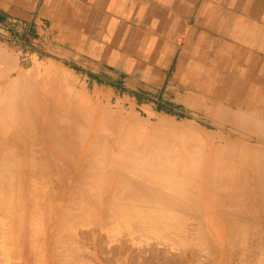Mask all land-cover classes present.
I'll list each match as a JSON object with an SVG mask.
<instances>
[{
  "label": "bare ground",
  "instance_id": "6f19581e",
  "mask_svg": "<svg viewBox=\"0 0 264 264\" xmlns=\"http://www.w3.org/2000/svg\"><path fill=\"white\" fill-rule=\"evenodd\" d=\"M3 55L0 56V58L3 57V59H0V127L2 130H4L6 129L5 127L10 125L11 129L10 127L7 128L8 130H10L9 131L10 133L5 132V131L1 132V133L5 132L4 134L0 133L1 134L0 135V149H3V147L1 148L2 144H4L3 146H5V144L7 143L6 145L8 148L6 149V152H7L6 154L8 155L10 146H13L12 150L10 149L9 152L13 151L14 155H13V152L10 153L9 156L11 154L13 156L11 155L12 158L11 157L9 158H11L12 161L14 160L13 162H16L18 165H20L22 170L20 171L19 169L20 172L16 171L18 170V168H14L13 166L15 165H11V164L10 165L12 168H14V171L11 169L10 170L13 173H16V172L18 174L21 172L23 173L22 177H25L26 179V180L25 179L23 180L27 181L26 184L28 186V187L24 186L26 187V189L25 188L24 189L26 191H31L29 192L30 194L32 193L33 189L36 192L39 191L37 193H35L34 191V195L32 197H29V195H27L28 196L27 197L26 194H28V192H26L25 196L27 198H30V200L28 199L30 203L31 198H32V201L34 202L33 200L35 198L34 196L39 195L40 200L39 199L37 200H39L38 202H41V206L39 205V203L37 205L34 202L35 204L31 203V204H34L32 205V209L36 205L38 206V209L35 208L36 212L38 210L39 213L44 216L41 218L43 221L46 219L45 221L46 224L45 225L43 224V227L47 226L45 229L46 235L49 233L52 239L54 237L56 239L59 238L57 240L58 242L60 241L59 246H60L61 240H62V243L64 242L63 245H65L67 242L66 239L67 240L69 239V241L72 244H75L76 246H80L78 244L82 240L83 241L90 240L93 244L92 247H94V246L99 245L100 243L110 244V243L116 242L118 241V238H120L121 236L120 239L126 241V244L129 242L128 245L131 248L132 246L137 247L138 245L137 248L139 251H137L136 254H133L134 253L133 251L136 250L137 248L132 250L133 253H131L130 249H125L126 248L125 246H128V245H125L123 243L125 245L123 247L125 248L122 247L119 250L117 248L115 249L117 245L116 244L115 247H113L112 249L109 248L110 251L106 253H111L116 257V254L118 252V255L120 256H125L127 258L130 256L134 258L137 257L139 258L137 260H140L143 257L145 259L144 261V259L142 258L143 262L146 263L147 262L146 260L148 259V263L150 260H152V262L150 261V263L155 264L154 262L157 261V258L159 259L160 256L164 255L165 253L167 255V252L169 253L170 251L177 250L179 253L178 255H180L178 257L180 258L179 263L181 262V264H184V263L186 264L188 262L187 257L189 259L191 258V256L189 257L190 254L197 253L195 260L197 261L201 260L202 258L201 255L204 254L205 251H208L207 249L208 246L213 245V248H214V246L216 247L218 245L219 247L217 246V248H220V246L227 245L231 247L234 246V249H235V245H238V247H243L246 249V245L248 244L247 242H249V240L250 241L253 240V242L255 241V239L251 240V238L248 237L251 234V231L249 230V228L251 227H249L248 225V222L250 221L248 220L251 219V221H253V220L259 219V222H260L261 216H262L261 214L262 213L264 214V149L259 148L258 146L257 148H254V147L252 148L250 146H247L246 148L247 151L244 148L243 154L241 152L239 154V155L242 154L243 157L245 156L244 159L242 158L240 159L241 161L237 162L238 159H236L235 161L232 156H231L232 159L228 157V154L231 153V152L228 153L229 145L225 146L226 150L224 151V153H222L221 151L219 150L217 151V149H215L216 146L211 136L204 137L203 135L196 134V133L195 134L189 133L188 135H185V133L183 132L184 130H181V128H180V131H182L184 135L181 132L182 137L179 138V140H177L178 141L177 146L179 147V150L177 149L178 148L177 146H172V148L174 147L178 150V151L176 150L177 152L180 151L179 152L180 154L176 153L174 148L171 149V150H174L173 151L174 153H169L170 151H168L169 155L178 154L179 155L178 158L176 157L174 158V155H173V158L170 159L169 157H167L168 154L166 155V152L164 153L162 149H160V148L164 149V147L159 148V146H163L164 144H166L165 142L167 141L165 138H168V137L170 138L167 132L166 134L168 135V137H164V139H161V138L158 139L157 136L153 138L148 137L151 140L150 142V140L148 139L150 142V144L148 145H150L151 147L152 146L156 147V145L154 144L155 143L154 138H156L158 141V143L156 141V144H158L156 149L154 148L155 152L153 151V148L152 149L149 148L150 150L147 149L148 147L146 145L145 146L143 145V148H141L142 146H140L141 148L140 149L139 147L136 146L137 143H135L137 136H135V139L133 138L134 139L133 141H132L131 136H133V134L135 133V130L137 129L136 127H138L137 126L138 124L134 125L132 123L140 122V120L138 119H141V117H138L136 115L138 118L136 117L137 120H135V118L132 119V116L134 115L132 114L130 118L132 119V122L130 121L129 118H126L127 120L124 119L123 115H121L120 118L119 117L115 118L117 120L119 119L120 122L123 123V128L129 127L127 128V131L129 132L127 131H125V133L123 132L125 135H127V136L123 135L125 136V138H123V136L120 138L118 135L117 137L119 138L117 137L113 138L112 135L109 134L112 137L110 138V136L109 137L106 136V134H108L107 130L110 129L112 126L111 125L109 128V125L114 122V116L112 115V113H110V111H107L106 113L103 112L105 115L99 114L100 115L99 116L97 114L90 115L89 113L88 114L84 112L80 113L79 110H78V113L77 112L74 113V111H72L71 113L69 110L70 112V114L68 113L69 117L65 116L64 115L65 113L61 115L60 113L55 111L56 113L54 114L51 113L52 114L51 115L50 113H47L46 111H42L41 103L36 104L37 103L36 102L33 104L32 103L33 101L31 100V98L24 97L25 96L24 94L26 93H23L24 92L23 90L25 89H21V91H18V86H20L19 89L22 87L21 86L22 83L20 81H22V79L24 78H22L23 76L21 78H16V79L12 78L13 74L19 70L18 69L19 66L10 57L8 56L4 57ZM36 68H34L35 71H37ZM38 70L40 71V68ZM49 70L50 69H48V71ZM18 72H21V71H18ZM31 73L35 74V72H31ZM50 73L52 72H49V74ZM25 76H26L25 77L26 79L28 75H25ZM50 76L53 77V75L51 74ZM22 85L24 86V83ZM61 85H63V83H61ZM25 86H27V84ZM25 86L24 88H26ZM65 86L63 88L64 90H66ZM31 87H33V85ZM54 88H56V86ZM34 89H37V88H34ZM73 89L74 88H72L71 91ZM59 91L61 92L60 89ZM25 92H27V90ZM36 92L34 91V94ZM54 95L55 94L53 93V97H55ZM58 97L60 96H56L55 98H58ZM84 97H79V98H83L82 100L80 99L81 104L77 102L79 100L77 97L76 106H79L80 104L83 107L84 105L88 104L86 100L84 99ZM59 99L61 100V97L58 98V100L54 99L53 103L55 101H59ZM68 99L69 98L67 97L65 101L62 100L65 103L64 105H66V101ZM83 101H85L87 104H84ZM23 103L24 104L26 103V105H24ZM61 106L59 107L61 108ZM76 106L74 107L75 111H77ZM55 107H56V102H55ZM61 109H63V106ZM50 111L52 112V110ZM227 111H224L222 114H224ZM227 114L228 112L222 115V116L226 115L225 119L221 118L223 119V122H225L224 120H226L230 123L235 124L236 126L237 122L235 119L237 118V116H235V118H232L233 115L230 114V112L228 116ZM240 114L241 113L238 114L239 115L238 117H241ZM230 115H232V117H230ZM102 116H104L105 121L101 123ZM71 117H73L74 120ZM242 117L244 116L242 115ZM247 118L249 119L251 117H247ZM247 118L245 119L242 118L243 120H245V122L243 120L241 122L240 120L241 123L238 120V122L242 124L241 125L242 129H243V126L246 125L248 127V130L251 133H254V134L256 133L257 135H259L258 127L261 125V124L259 125L258 123L259 121L253 122L256 118L250 119V121L247 120ZM143 122L141 121V123L139 124L141 125ZM148 122H150V120H148ZM164 122H165L164 125L169 124V123H166V121ZM14 123H15V126H14ZM114 124L116 126L117 123H114ZM124 124H125V127H124ZM160 125H162V121ZM164 125H162V127L157 125L159 127L158 129L156 128L157 126L155 128L153 127L154 130L157 129L155 130L156 132L155 134L157 133L158 135L164 134L166 136L165 131L171 130L172 127L169 128L166 126L167 127L166 129V127H163ZM119 126H116V127L119 128ZM261 126L263 128V125ZM176 127L177 126L175 125L173 128H176ZM247 127H244V128H247ZM132 128L134 129V131L132 130L133 132L131 130H128ZM140 128L141 127H139L138 129ZM162 130H164L163 131L164 133L162 132ZM177 130H179V127L177 128ZM112 132L114 131L112 130ZM126 132L129 134H126ZM174 132L175 131L173 129L172 132L169 134L173 136ZM176 132L175 134L177 135ZM187 132L188 131H186V133ZM210 132H208V134ZM117 134L122 135V133H118V132ZM138 137H137V141H139ZM171 138H174V136ZM160 139L162 143L159 144ZM175 139L174 141H176ZM263 139L264 138H262L261 140ZM153 141L154 143L151 145ZM133 142L135 144H133ZM17 144H19L20 146V150L17 151L19 154L17 152H16L17 154L15 153V150H16L15 147H17ZM173 144L175 143L173 142ZM166 145L165 147H167ZM168 148H169V145L166 149L170 150L171 148V147L169 149ZM166 149L164 150L166 151ZM157 150H159V152ZM160 150L164 153L162 154V156H160L162 153V152L160 153ZM156 151L158 153H156ZM1 152H3V150ZM218 152H219V155H218ZM235 152H237V150ZM4 153L2 154L4 155ZM218 156L219 157L221 156V159L224 160V163H227V164H224L223 160H221V163H223L222 165L224 169L226 167L224 165L229 164V167H227L226 170L229 169L234 172V174L230 177V173H233L232 171L230 172L229 170L228 171L224 170L225 173L227 172L226 174L224 173V171H222V173H221V170L219 171L220 173L217 171V174L219 173L218 175L219 181L217 185L218 187L223 185L219 189L218 187H216L215 183H213L212 185L210 182H207L209 180L211 181V177L214 175V173L216 174V170L219 168V166L221 167L220 161L218 160ZM2 157L4 158L6 156L4 155ZM6 159H8V156ZM11 159L4 160V162L6 161L5 163H9ZM227 159L229 161L225 162V160ZM169 160H172L174 162L171 163ZM3 164L4 163L0 164V166H2ZM18 165L15 167H18ZM7 166L8 165L5 164L3 167H7ZM9 168H6V169H9ZM6 169H4V173H7L6 171L9 172V170H6ZM0 170L2 171L3 168L0 167ZM1 171L0 173L2 175ZM7 174L9 175V173ZM3 175L7 177L6 174H3ZM19 175L21 176L22 174H19ZM216 175L214 176L215 178L214 177L212 178L211 182H215L214 180L217 179ZM4 176L2 178H4ZM222 176H223L222 181L224 182L227 181V182L221 183L222 185H220L219 182L221 181L220 178H222ZM22 177H20V179ZM224 178L226 180H224ZM1 179H0V182H2ZM23 180L21 181L23 182ZM9 181L10 180H8V182ZM8 182H5V187L7 186L6 183ZM3 184L4 183H2V185ZM189 184L190 186L192 184V187H190ZM249 184L251 188L249 186L248 187L251 190L246 191V188L248 189V187L246 186ZM2 185L0 183V186ZM11 185L13 186V184ZM11 185L10 187H12ZM14 185H16L14 186V188L17 187V189L18 188L22 189V187L20 186L21 185L23 186L24 183L22 184L20 182L19 183L20 186L17 184H14ZM230 185L233 186L234 188H229L228 186ZM188 186L191 188V190H193L192 192L190 189H188V191L190 190L192 192L189 195L187 193ZM29 187H30V190L27 189ZM224 188L226 189V191L224 190ZM6 189H3V187H0V192H2L3 190L5 191ZM217 189L220 191L221 190L224 191V193L222 194ZM13 190H16V189H13ZM50 190H51V193H50ZM9 191H10V188H9ZM24 193L22 191V194ZM27 198L25 200H27ZM23 200L22 202H24ZM2 201L0 199V202ZM28 201L24 202L26 203L25 209L27 207H29V209L31 208L30 206L27 205ZM174 205H177V207ZM172 207H175V209L177 208L176 210L178 211H176L174 208L172 209ZM178 207L179 208L182 207L180 208L181 212H179ZM25 209L23 207V211H25ZM27 210L28 208L26 209V211ZM27 212H30V211H27ZM31 212L34 213L33 210ZM32 213L29 217L30 220H31V216L33 217ZM27 214L28 213H26L25 215ZM25 215H24L23 220H25ZM255 215L258 219L255 218ZM25 225L27 226L28 222L27 224L26 223L24 224V227ZM256 225H258V223ZM256 225H255V229H257ZM31 227H33V225ZM26 228L29 229V231L26 230ZM26 228H24L26 230L25 232L32 231V229H30V226ZM39 230L40 229H38L37 231L35 229V231L38 232V235H39ZM252 230H253V227H252ZM249 231H250V234H249ZM259 232H261V229L255 232L257 233V236ZM31 233L33 234L34 232H31ZM263 233L264 232L260 234L264 236ZM27 234L26 233L23 234L24 240L27 239L26 238ZM40 234L42 237V233ZM253 235H256V234H253ZM31 236L36 237V235L34 234ZM31 236L30 238H32L34 242L36 239L34 240V238ZM189 238L191 241H189ZM258 239L261 241L262 236L259 235ZM258 239H257V242L256 241L254 242L256 243V245L257 243L260 244L258 242L259 241ZM32 240L31 239L25 240L27 241L26 244L29 243L28 241H32ZM39 241H37L38 244H39ZM55 241L53 240V244L58 243L57 241L56 242ZM69 241L67 243H69ZM187 241L191 243L189 242L186 243ZM192 241H194L193 244H192ZM33 242H30V243L33 244ZM261 242L264 243V241H261ZM185 243L190 244L188 245V247L190 248V252H188L189 248L187 249L185 248L187 246ZM249 244L252 245V242L251 243L249 242ZM23 245H25V243H23ZM37 245H35L36 254H34L35 246L33 247V249L30 250V248L32 247L31 245L28 247L25 245L24 252L27 251L26 250V247H27L29 249L30 255H33V260L35 258L34 255H37V258H35L37 261V264H39L40 262L41 264H43V262H45L46 260L45 259L46 257H44L43 259L42 256L45 255L44 252H46V250L44 251L42 248L40 250V247H37ZM66 245H65V249L63 246V251L67 250ZM251 245H247V247L249 246L248 249H250ZM49 246L52 247L51 243ZM23 247L24 246H22V248ZM42 247H44L43 243H42ZM53 247H52V250L54 252ZM83 247L86 248L85 246ZM260 247L261 246H259L258 248ZM56 248L59 249L58 245ZM261 248L264 249L263 247ZM200 249H202L203 251L202 254H201L202 251L200 252ZM186 250H188L187 251L188 254L187 253L184 254ZM97 251L98 250H96V252ZM212 251L214 252L213 249ZM58 252L60 253L61 251L59 250ZM66 252L65 254L61 252V254L59 255L57 254V256L55 255L57 253V250H56V253L54 252L55 254L52 253V251L49 252L51 254L48 255V261H47L48 263L46 264H67L66 260L68 259L71 260V257H70L71 255L68 256V253ZM72 252L70 253L72 254ZM88 252L87 254L90 253ZM198 252H200L201 255ZM208 253L206 254L208 255ZM4 254L5 253L3 252L2 256H5ZM27 254H28V251L25 254V256ZM242 254H244V250L242 251ZM262 254L264 255V250ZM185 255H188V256H185ZM204 255H203V258H204ZM58 256L60 258H58ZM76 256H77V253L75 255V258H77ZM139 256H141V258ZM164 256L162 257L164 258ZM184 256L186 257L187 260L184 259ZM94 257L95 256H93V259ZM175 257L176 256H174V258ZM7 258L9 259V257ZM24 258L25 257L22 256V259ZM165 258L164 260L166 261ZM178 258L176 259V262ZM182 258L186 260V262L184 261V263H182L181 261ZM203 258L202 260H204ZM206 259L208 258L206 257ZM129 260L133 262L132 264L137 263V262H138L137 264H143L142 262L139 263V261H136L133 258L132 259L130 258ZM153 260L155 261L153 262ZM89 261L86 263H89ZM170 261H171L170 263L174 264V262H172L173 261L172 257L170 258ZM27 262L31 263V258H27L26 263ZM101 262L102 261H100V263ZM33 263H36V262L33 261ZM108 263L110 262L108 261ZM194 263L198 264L197 262H194ZM165 264H167V262Z\"/></svg>",
  "mask_w": 264,
  "mask_h": 264
},
{
  "label": "crops",
  "instance_id": "0c3cea01",
  "mask_svg": "<svg viewBox=\"0 0 264 264\" xmlns=\"http://www.w3.org/2000/svg\"><path fill=\"white\" fill-rule=\"evenodd\" d=\"M0 43L151 117L264 124V0H0Z\"/></svg>",
  "mask_w": 264,
  "mask_h": 264
},
{
  "label": "rangeland",
  "instance_id": "374dc122",
  "mask_svg": "<svg viewBox=\"0 0 264 264\" xmlns=\"http://www.w3.org/2000/svg\"><path fill=\"white\" fill-rule=\"evenodd\" d=\"M4 54V55H3ZM6 54V55H5ZM4 56V57H6V56H8V57H10L12 60H14V62H16L17 64H18V71H21V72H16V73H14L13 74V76H12V78H14V79H16V78H21L22 76V78H24V79H22V81H20L22 84L24 83V86L27 84V86H25L26 88H24V86L21 84V88L19 89V87L20 86H18V91H21V89H25V90H23L24 92L23 93H26V94H24L25 96V98H27V97H29V98H31V100L33 101H31L33 104L34 103H36V104H38V103H41V105H42V111H46L47 113H52V114H54V113H56V112H58V113H60L61 115L62 114H64L65 116H67V117H69V114H70V112L72 113V111H74V113L75 112H77L78 113V110H79V112L81 113V112H84V113H89L90 115H105L103 112H107V111H110V113H112V115L114 116V122L113 123H111L110 125H109V128H110V126H111V128L110 129H108L107 130V133L108 134H106V136L107 137H109L110 135L109 134H111L112 135V137L113 138H116L117 137V135L121 138L123 135H125L124 133H125V131H127V128H129V127H125V124H124V127L125 128H123V123L122 122H120V120L118 119H115V118H120L121 117V115H123V117H124V119H126V118H131V116H132V114H134L133 116H132V119L133 118H135V120H137L136 119V117L138 116V117H141V119H138V120H140V122H137V123H135L134 122V120H133V122L134 123H132V124H134V125H136V124H138L137 126L138 127H136L137 129L139 128V127H141L140 129H141V131H140V129H136L137 130V132H136V130H135V133L133 134V136H131L132 137V141L135 139V136H139L140 137V139H139V137H138V140L139 141H137V137H136V142L135 143H137L136 144V146L137 147H139L140 148V146H142L141 148H143V145L145 146H147L148 148L147 149H152L153 148V151L155 152V150H154V148L156 149V147H157V145L158 144H156V141H157V139L156 138H154V140H155V143H154V141L151 143V145L154 143L155 145H156V147L155 146H150V145H148V144H150V142H151V140L149 139V138H153V137H155V136H157L158 137V139L159 138H161V139H164V137H168V135L170 136V138L168 137V138H165L166 139V141L167 142H165L166 144H164L163 146H159V148L160 147H164V149H166L167 147H168V145H169V148H170V150H167L166 149V151L163 149V148H160V149H162V151L165 153L166 152V155H167V157H169L170 159H172L173 158V155L171 154V155H169V153H174L173 151L174 150H171V149H173L172 148V146H177V140H179V138H181L182 137V133L184 132L185 133V135H188L189 133L191 134H201V135H203L204 137L206 136V137H210L211 136V138L213 139V142H214V144H215V149H217V151L219 150V151H221L222 153H224V151L226 150V147L225 146H227V145H229V148H228V153L229 152H231V153H229L228 154V157H230V159H232V157L234 158V160L236 161V159H238L237 160V162L238 161H241L240 159H244V157H243V152H244V148L246 149L247 148V146H250V147H254V148H257V146L259 147V148H262V149H264V139L263 140H261L262 138H264V136H263V132H264V130H262V129H264V124H261V123H259V125L261 124V125H263V128H262V126L260 125L259 127H258V132H259V135H257L256 133L254 134V133H251L249 130H248V127L245 125V126H243V129L244 130H242V128H240V129H237V128H234V127H232V126H229V125H226V124H224V123H221V125H220V122L218 121V119L216 118L217 116H212V117H214V118H212V117H201V116H195V117H193L192 119L191 118H189V119H181V118H179V117H172V116H167V115H161V116H157V117H151V115H152V112H151V114H149V116L146 114V113H144V112H142L139 108H135L134 106H132L131 105V103L128 101V100H125V99H121V98H119V97H115L112 93H109L107 90H104V89H101V88H97V87H94V86H92L91 84H88V82L81 76V74L80 73H77V72H75V71H73L69 66H67L65 63H62V62H58V61H44V62H41V63H35V66L38 68H40V71L35 67V66H26V67H24V65L22 64V62H20V58H19V56H18V54H16V53H14L12 50H10L8 47H6L5 45H3L2 43H0V56ZM0 59H3V57H1ZM18 61V62H17ZM34 68H36V70L37 71H35L34 70ZM33 69V70H32ZM48 69H50L49 71H48ZM39 71V72H38ZM54 71V72H53ZM31 72H35V74L34 73H31ZM43 72H45V73H43ZM49 72H52V73H50L51 75H53V77L52 76H50V74H49ZM30 75H32V76H30ZM37 73H38V75H37ZM64 73V74H63ZM34 74V75H33ZM62 74H63V76H62ZM67 74V75H66ZM19 75H20V77H19ZM25 75H28L27 76V78L25 79ZM49 75V76H48ZM32 77V78H30V77ZM71 76V77H70ZM49 77V78H48ZM63 77V78H62ZM46 79V80H45ZM51 79H52V81H51ZM21 80V79H20ZM23 80H25V81H23ZM29 82H28V81ZM67 80V81H66ZM27 82V83H26ZM26 83V84H25ZM61 83H63V85H61ZM19 84V85H20ZM33 85V87H31ZM66 85V86H65ZM85 85V86H84ZM38 86V87H37ZM56 86V88H54ZM63 86V87H62ZM64 86H65V88H66V90H64L63 88H64ZM34 88H37V89H34ZM61 90V92L59 91V89ZM68 88V89H67ZM72 88H74L72 91H71V89ZM54 89V90H53ZM64 91H63V90ZM27 90V92H25ZM41 90V91H40ZM68 90H69V92H68ZM34 91L36 92L35 94H34ZM63 91V92H62ZM32 92V93H31ZM53 93L55 94L54 96L56 97V96H60L61 97V100L59 99V101H55L56 102V107H55V102L53 103V101H54V99L55 100H58V98H60V97H58V98H55V97H53ZM85 93V94H84ZM50 94H51V96H50ZM57 94H59V95H57ZM88 96V98H87V96L86 97H84V96ZM76 98H75V97ZM36 97V98H35ZM69 98L67 101H66V105H64L65 103L63 102V101H65V99L66 98ZM77 97H78V99L80 100H82L83 98H79V97H84V99L86 100V102L88 103H86L85 101H83L84 102V104H87V105H84L83 107L80 105L81 104V100H80V102H79V100L77 101ZM99 97V98H98ZM54 98V99H53ZM74 98V99H73ZM87 98V99H86ZM101 99V100H100ZM63 100V101H62ZM88 100H89V102H88ZM78 103H80L79 104V106H80V108H79V106H76L77 104V102ZM30 102V101H29ZM48 102H50V103H48ZM58 102H59V104H58ZM82 102V103H83ZM62 104V106H63V109H61L62 108V106H61V104ZM107 103H108V105H107ZM24 104V103H23ZM49 104H51V105H49ZM53 104H54V106H53ZM57 104H58V106H57ZM72 104V105H71ZM24 105H26V103L24 104ZM59 106H61V108L59 107ZM72 106H73V108H72ZM77 107V111H75V109H74V107ZM89 107V108H88ZM51 108V109H50ZM60 108V109H59ZM70 108V109H69ZM83 108V109H82ZM96 108V109H95ZM72 109H74V110H72ZM85 109H86V111H85ZM109 109H111V110H109ZM50 110H52V112L50 111ZM63 110V111H62ZM69 110H70V112H69ZM56 111V112H55ZM69 113V114H68ZM79 113V114H80ZM51 114V115H52ZM68 114V115H67ZM72 115V114H71ZM99 115V116H100ZM137 115V116H136ZM116 116V117H115ZM137 117V118H138ZM73 120H74V118L73 117H71ZM163 118H165V119H163ZM166 118H168V119H166ZM104 119V120H103ZM132 119H130V121L132 122ZM143 119V120H142ZM169 119H170V121H169ZM243 119H245V118H243ZM241 117H238L237 119H236V122L238 123H236V125H239V126H241L242 124H240L241 122H242V120H243ZM101 123L103 122V121H105V118H104V116H102L101 117ZM117 120V121H116ZM127 120V119H126ZM148 120H150V122H148ZM166 121V123H169V124H165L164 125V121ZM238 120H239V122H240V120H241V122L239 123L238 122ZM247 120H249L250 121V119H247ZM141 121L143 122L141 125L139 124V123H141ZM161 121H162V125H164L163 127H169V128H171L172 127V129L171 130H169V131H165V134H166V132L168 133V135L166 134V136L164 135V134H160V135H158V133L157 134H155L156 132H155V130H157L159 127L157 126V125H159V126H161L162 127V125H160L161 124ZM244 122H245V120H243ZM252 121V120H251ZM160 122V123H159ZM253 122H255V121H253ZM114 123H117L116 124V126H119V124H120V126H119V128L118 127H116L115 126V124ZM174 123H175V125L177 126L176 128H173L175 125H174ZM13 124V123H12ZM121 124H122V126H121ZM144 127H143V126ZM171 125H173V126H171ZM14 126H15V123H14ZM128 126V125H127ZM157 126V127H156ZM191 126V127H190ZM8 127H10V125L9 126H7V127H5L6 129L8 128ZM32 127V126H31ZM142 127H143V129H142ZM156 127L157 129H155L154 130V128ZM167 127H166V129H167ZM179 127V130H177V128ZM194 127V128H193ZM242 127V126H241ZM244 127H247V128H244ZM113 128V129H112ZM180 128H181V130H184L183 132L182 131H180ZM0 129H1V127H0ZM6 129H4V130H2L1 129V131H0V133L2 132V131H5V132H8V133H10L9 131L10 130H8L7 129V131H6ZM10 129H11V127H10ZM115 129V130H114ZM120 129V130H119ZM126 129V130H125ZM174 129V131L176 132V130H177V135L175 134V132H174V138H171V137H173V136H171V134H169V133H171L172 132V130ZM196 129V130H195ZM112 130L114 131V132H112ZM119 130V131H118ZM128 130H133L134 131V129L132 128V129H128ZM152 130H154V131H152ZM188 131L187 133H186V131ZM191 130V131H190ZM210 130H211V132H210ZM238 130H240V131H238ZM245 130H247V131H245ZM260 130H262V131H260ZM31 131V130H30ZM109 131V132H108ZM130 131V132H131ZM132 131V132H133ZM160 131V130H159ZM164 130H162V132H163ZM210 132L209 134H208V132ZM245 131V132H244ZM250 133H249V132ZM257 131V130H256ZM4 132V133H5ZM117 132L118 133H122V135L121 134H117ZM124 132V133H123ZM127 132H129V131H127ZM126 132V134H129V133H127ZM131 132V133H132ZM161 132V133H162ZM182 132V133H181ZM4 133H1V134H4ZM8 133H7V135H8ZM149 134V136H148V134ZM154 133V134H153ZM164 133V132H163ZM180 133V134H179ZM184 133H183V135H184ZM213 133V134H212ZM0 134V135H1ZM151 134H153V135H151ZM173 134V133H172ZM242 134V135H241ZM262 134V135H261ZM146 135V136H145ZM2 136H4V135H2ZM125 136H127V135H125ZM125 136H123V138H125ZM145 136V137H144ZM160 136V137H159ZM161 136H163V137H161ZM259 136H260V138H261V136H262V138L260 139L259 138ZM111 136H110V138H112ZM119 137H117V138H119ZM142 137V138H141ZM147 137V138H146ZM149 137V138H148ZM177 137V138H176ZM134 138V139H133ZM176 138V139H175ZM228 138V139H227ZM131 139V138H130ZM144 139V140H143ZM150 140V142H149V140ZM161 139H160V142H159V144L160 143H162V141H161ZM168 139V140H167ZM170 139H171V141H170ZM174 139L176 140V141H174ZM141 140V141H140ZM147 140V141H146ZM240 142H239V141ZM131 141V142H132ZM146 141V142H145ZM169 141V142H168ZM231 141V142H230ZM133 142V144H135ZM173 142L175 143V144H173ZM144 143V144H143ZM146 143V144H145ZM157 143H158V141H157ZM169 143V144H168ZM219 143V144H218ZM234 143H236V144H234ZM7 144V143H6ZM5 144V146H3L4 144H2V146H1V148L3 147V149H0V164H2V163H4L2 166H0V167H2L3 168V170L1 171L2 172V175H1V173H0V175H1V177H0V179L4 176L3 174H6V176L7 177H5L4 176V178H2L1 179V181L2 182H0L1 183V185H2V183H4L2 186H0V187H3V189H6L7 188V186H8V190L6 189L5 191L3 190L2 192H0V199H1V201L2 202H0V223H2V224H0V256H2V254H3V252L5 253L4 255L5 256H2V257H0L1 259H0V264H25L26 263V260H27V258H31V263H29V262H27L26 264H32L33 263V261H35L36 263H33V264H37V261H36V259L35 258H37V255H34V260H33V255H30V253H29V249L27 248L28 246H32L31 248H30V250L31 249H33V247L35 246V245H37L38 244V242L37 241H39L40 239V241H39V244L37 245V247H40V250H41V248L45 251L46 250V252H44V256H42V258L44 259V257H46L45 259V262H43V264H46V263H48L47 261H48V255H50L51 253H49V252H51L52 251V253H56V250H57V253L55 254L56 256H57V254L59 255V254H61V252H63V254H65V252L67 251V250H69V251H67L66 253H68V256H70L71 257V260H66L67 261V264H80L81 262V264H85L86 262H88L89 260V263H86V264H96L97 262V264H107L108 263V261L110 262V263H112V264H120V262H121V264L123 263L124 264V262H125V264H132L133 262H131V260H129L130 258L132 259H134V260H136V261H139V263L140 262H142L143 264H147L148 263V259L146 260L147 262L145 263V262H143L142 261V258H141V256H139L141 259V261L140 260H137V259H139V258H137V257H132V256H130V257H125V256H120V255H118V252H117V254L116 253H114V254H116V257L113 255V254H111V253H106V252H108V251H110V249H112L113 247H115V245H116V247H115V249L117 248L118 250L120 249V248H122L123 246H125V245H128V243L126 244V241H124V240H121L120 238H121V236H120V238H118V241H116V242H113V243H110V244H106V243H104V244H102V243H100L99 245H97V246H94V247H92L93 246V244H92V242L90 241V240H85V241H83V243H82V241L78 244V245H80V246H76L75 244H72L70 241H69V239L67 240L66 239V241L68 242L69 241V243H67L66 242V244L68 245H66V251L64 250L63 251V246H64V249H65V245H63L64 244V242L62 243V240H61V243H60V246H59V242L57 241L59 238H51V236L49 235V233L46 235V232H45V229H46V227L47 226H44L43 227V224L45 225L46 224V219L43 221L41 218L42 217H44L42 214H40L39 213V211L37 210V212H36V209H38V203H39V205L41 206V202H38L39 200H40V198H39V195H37V196H34L33 198V200H34V202L37 204L33 209H32V205H34L35 203L32 201V198H31V202L29 203V201H28V199L30 200V198H27L28 196L27 195H29V197H32L33 195H34V189H33V191H32V195L29 193V192H31V191H26L25 189H26V187H28L27 186V181H24L23 179H25V177H22L23 176V173L21 172V173H19V174H22L21 176L16 172V171H19V169H20V171L22 170L21 169V166L20 165H18L16 162H13L12 161V156L14 155V152L13 151H11V152H9L10 151V149L12 150V148H13V146H10V148H9V151H8V155L6 154L7 152H6V149L8 148L7 147V145ZM170 144H171V146H170ZM139 145V146H138ZM162 145V144H161ZM165 145L167 146V147H165ZM224 145V146H223ZM15 147V146H14ZM178 147V146H177ZM220 147V148H219ZM237 147V148H236ZM249 147V148H250ZM16 148V150H15V153L18 151V150H20V146H19V144H17V147H15ZM140 148V149H141ZM158 148V149H159ZM168 148V149H169ZM243 148V149H242ZM139 149V150H140ZM149 149V150H150ZM175 149V151L178 149L179 150V147L176 149V148H174ZM223 149V150H222ZM239 149H241V150H239ZM3 150V152H1ZM5 150V151H4ZM177 150V151H178ZM237 150V152H235ZM141 151V150H140ZM158 152H159V150H157ZM156 151V153H158ZM161 150H160V153L162 152ZM168 151H170L169 153H168ZM176 151V153H178V154H180L179 152H177ZM234 151V152H233ZM246 151H247V149H246ZM5 152V153H4ZM13 152V155L11 156H9V154L10 153H12ZM161 153V155L160 156H162V154H164V153ZM240 152L242 153L241 155H239L240 154ZM2 153H4V155L6 156V157H2V156H4ZM18 153V152H17ZM16 153V154H17ZM236 153H237V155H236ZM1 154H2V156H1ZM19 154V153H18ZM178 154H176V155H178ZM165 155V156H166ZM176 155H174V158L176 157V158H178L179 157V155L178 156H176ZM218 155H219V152H218ZM220 155H221V153H220ZM234 155H235V157H234ZM7 156H8V159H11L10 161H9V163H5L4 162V160H8V159H6L7 158ZM232 156V157H231ZM9 157H11V158H9ZM175 160V159H174ZM188 160V159H187ZM218 160L220 161V164H221V167L219 166V168H218V166H217V170H216V174H217V171L219 172L220 170H221V173H222V171H224V170H226V168L227 167H229V164L228 165H224V166H226L225 167V169H224V167H223V163H224V160L223 159H221V156L219 157L218 156ZM221 160H223V163H221ZM171 163H173L174 161H172V160H169ZM229 160L227 159V160H225V162H228ZM12 162V163H11ZM177 162H178V160H177ZM8 165L9 167H11V165H15V166H17L18 165V167H15V166H13L14 168H18V170H16L15 172L16 173H13L11 170H13L14 171V168H9L8 166L7 167H3L4 165ZM11 164V165H10ZM218 164H219V162H218ZM217 164V165H218ZM224 164H227V163H224ZM20 166V167H19ZM6 168H9V169H6ZM216 168V167H215ZM221 168H223V169H221ZM4 169H6V170H9V172L8 171H6L7 173H9V175L7 174V173H4ZM11 169V170H10ZM229 170V169H228ZM228 170H226V171H228ZM19 171V172H20ZM230 172L232 171V170H229ZM233 172V171H232ZM11 173V174H10ZM13 173V174H12ZM220 173V172H219ZM219 173L216 175L215 173H214V175L211 177V181H212V178L216 175V180H214L215 182H211L210 180L209 181H207V182H210L212 185H213V183H215V185H216V187H218V178H219ZM224 173H225V171H224ZM227 173V172H226ZM225 173V174H226ZM18 174V175H17ZM225 174H223V175H225ZM234 174V172L233 173H230V177L232 176ZM222 175V174H221ZM220 175V176H221ZM228 175V174H227ZM20 177H22L21 179H20ZM228 177V176H227ZM227 177H225V178H227ZM15 178V179H14ZM210 178V177H209ZM208 178V179H209ZM215 178V177H214ZM224 178V180H226ZM229 178V177H228ZM7 179V180H6ZM8 180H10L9 182H8ZM11 180H13V181H11ZM21 180H23V182L21 181ZM26 180V179H25ZM220 185H222L221 183H226V182H224V181H222L223 180V176H222V178H220ZM228 180V179H227ZM23 184L24 183V185L22 186H20L19 185V183L20 182ZM249 181V180H248ZM5 182H8V183H6V187H5ZM13 182V183H12ZM217 182V183H216ZM209 183V184H210ZM11 184H13V186L11 185ZM14 184H17V185H19L20 187H22V189H24V190H22L21 188H18L17 189V187L16 188H14V186H16V185H14ZM26 184V185H25ZM10 185L12 186V187H10ZM51 185H53V184H51ZM50 185V186H51ZM225 185V184H224ZM24 186H26V187H24ZM48 186H49V184H48ZM47 186V187H48ZM189 186H190V184H189ZM188 186V187H189ZM223 186V185H222ZM222 186H220V187H222ZM231 186V185H230ZM228 186L229 188H234L233 186ZM234 186H236V185H234ZM250 187V184L249 185H247L246 187ZM187 187V193H188V195L189 194H191L192 192H193V190H191V188L190 187H192V184H191V186L188 188ZM220 187H218V189L220 188ZM226 187V186H225ZM227 187V188H228ZM248 187V189L246 188V191L247 190H251L250 188ZM9 188H10V191H9ZM52 188V187H51ZM50 188V189H51ZM194 188V187H193ZM192 188V189H193ZM228 188V189H229ZM12 189V190H11ZM13 189H16V190H13ZM27 189H29L30 190V187L29 188H27ZM188 189H190L189 191H188ZM217 189V190H218ZM222 189V188H221ZM227 189V190H228ZM2 190V189H1ZM31 190H32V188H31ZM52 190V189H51ZM51 190H50V193H51ZM223 190V189H222ZM220 191V190H218L219 192H221L222 194L224 193V191ZM224 190L226 191V189L224 188ZM244 190V189H243ZM7 191V192H6ZM22 191H23V193L24 194H22ZM194 191H195V189H194ZM248 191V192H249ZM5 192V193H4ZM26 192H28V194H26ZM37 192H39V191H37ZM36 191H35V193H37ZM48 192H49V190H48ZM2 193V194H1ZM25 194H26V196H25ZM95 194V193H94ZM5 195V196H4ZM31 195V196H30ZM36 195V194H35ZM219 195H220V193H219ZM25 197V198H24ZM27 198V200H25ZM24 199V200H23ZM37 199H39V200H37ZM22 200L24 201V202H26V201H28V206H30L31 208V210L29 209V207H27L28 208V210L27 211H32L33 210V212L34 213H32V215H33V217L31 216V220L29 219V217H30V215H31V213L30 212H27L26 211V209H25V207H26V203H24V202H22ZM2 203V204H1ZM24 203V204H23ZM31 203H34V204H31ZM23 205H25V206H23ZM174 206H176L177 207V205H174ZM23 207H24V209H25V211H23ZM36 208V209H35ZM175 209V207H172V209ZM179 208V207H178ZM180 208H182V207H180ZM180 208H179V212H181V210H180ZM177 209V208H176ZM175 209V210H176ZM176 211H178V210H176ZM182 211H183V209H182ZM28 213L27 215H25L26 213ZM24 213V214H23ZM6 215V216H5ZM24 215H25V220H23V218H24ZM29 215V216H28ZM262 216H261V220H260V222H259V219L256 217V215H255V218L256 219H258V220H253V219H255V218H253L252 220L253 221H251V219L250 220H248V221H250V222H248V225H249V227H251V228H249V230L251 231V234H250V231H249V238H251V240L252 239H255V241L257 242V239H258V236L259 235H261L262 236V239H261V241H264L263 239V235L262 234H260V233H262V232H264V217H263V213L261 214ZM263 217V218H262ZM28 218V219H27ZM35 218V219H34ZM26 219H27V221H26ZM39 219H41V220H39ZM29 220V221H28ZM34 220V221H33ZM24 221H26V222H24ZM41 221V222H40ZM263 221V222H262ZM27 222H28V225L26 226L25 225V227H24V224L26 223L27 224ZM252 223V224H251ZM258 223V225H256ZM39 224V225H38ZM42 224V225H41ZM254 224V225H253ZM33 225V227H31ZM252 225V226H251ZM255 225H256V228L257 229H255ZM30 226V229H32V231L31 232H34L33 234L34 235H36V237L35 236H31V235H33L31 232H25L26 230H28L29 231V229H27L26 227H29ZM252 227H253V230H252ZM24 228H26V230L24 229ZM40 229L39 230V235H38V229ZM35 229L37 230V231H35ZM42 229V230H41ZM261 229V232H259L258 233V236H257V233H255L256 231H259ZM24 231V232H23ZM37 232V233H36ZM45 232V233H44ZM253 232V233H252ZM27 234V233H29V234H27L28 235V237H27V235H26V238L28 239V240H32V238H30V236L31 237H33L34 238V240L36 241H34L33 242V240L32 241H28L29 243L30 242H33V244L32 243H28V244H26V242L27 241H25V240H27V239H25L24 240V235L23 234ZM31 233V234H30ZM40 233H42V237H41V234ZM253 234H256V235H253ZM264 234V233H263ZM38 235V236H37ZM48 235H49V237H48ZM252 235V236H251ZM251 236V237H250ZM256 238H255V237ZM41 237V238H40ZM60 237V236H59ZM40 238V239H39ZM39 239V240H38ZM44 239V240H43ZM51 239V240H50ZM55 239H56V241L58 242V243H54L53 244V240L55 241ZM119 240H121V241H119ZM259 240V239H258ZM48 241V242H47ZM55 241V242H56ZM89 241V242H88ZM189 241H191L190 240V238H189ZM189 241H187L186 243H188ZM247 241H248V239H247ZM254 241V242H255ZM260 240L258 241L260 244H258L257 243V245H256V243H254L253 242V240L252 241H250L249 240V242L251 243L252 242V245L251 244H249V242H247L248 244L247 245H251L250 246V249H248V247H247V245H246V249L245 248H243V247H238V245H235V249H234V246L233 247H231V246H227V245H225V246H220V248H217V246L215 247L214 246V248H213V245L212 246H208V251H209V253H208V251H205L204 252V254H206V253H208V255L206 254V255H204V254H202L203 253V251H202V249H200V252H201V254H200V252H198L200 255H201V257L203 258V255H204V260H202V258H201V260H195L196 259V254L197 253H195V254H190L189 255V257L191 256V258L189 259L188 257H187V259H188V264H196V263H194V262H197L198 264H264V255L262 254L263 253V250L264 249H262L261 247H263L264 248V243L263 242H261ZM51 243V245H52V247H53V245H54V247L56 248L57 247V245H58V247H59V249H55L54 247H53V249H54V252H53V250H52V247H50L49 245H50V243ZM87 242V243H86ZM193 242L194 241H192V244H193ZM23 243H25V245L27 246L26 247V250L28 251V254L25 256V254L27 253V251H25L24 252V248H25V245H23ZM34 243H35V245H34ZM42 243H43V246L45 247H42ZM125 245H124V244ZM185 243V244H186ZM189 243H191V242H189ZM72 244V245H71ZM86 244V245H85ZM88 244V245H87ZM91 244V245H90ZM255 244V245H254ZM63 245V246H62ZM70 245V246H69ZM113 245V246H112ZM122 245V246H121ZM187 246L185 247L186 249L187 248H189L188 247V245H190V244H186ZM22 246H24L23 248H22ZM83 246H85L86 248H84ZM110 246V247H109ZM121 246V247H120ZM129 246V245H128ZM125 246V247H123V248H125V249H130L131 250V253H133V254H136L137 253V251H139L138 250V245H137V247L136 246H132V248L129 246ZM192 246V245H191ZM237 246V247H236ZM255 246H257V247H255ZM259 246H261L260 248H258ZM77 247V248H76ZM89 247V248H88ZM104 247V248H103ZM105 247H106V249H105ZM108 247V248H107ZM219 247V246H218ZM227 247V248H226ZM21 248V249H20ZM49 248V249H48ZM51 248V249H50ZM83 248V249H82ZM110 248V249H109ZM137 248V249H136ZM198 248V247H197ZM209 248H210V250H209ZM214 250V252L212 251V249ZM215 248H217V249H215ZM20 249V250H19ZM35 249H36V246L34 247V254H36L35 253ZM62 249V250H61ZM82 249V250H81ZM94 249V250H93ZM134 249H136V250H134ZM230 249H231V251H230ZM237 249V250H236ZM22 250V251H21ZM49 250H51V251H49ZM61 251L60 253L58 252V251ZM71 250V251H70ZM84 250V251H83ZM93 250V251H92ZM96 250H98L97 252H96ZM129 250V251H130ZM132 250H134L133 252H132ZM191 250H192V248H191ZM204 250H206V249H204ZM219 250V251H218ZM244 250V254H242V251ZM248 250H250V251H248ZM256 250V251H255ZM15 251V252H14ZM49 251V252H48ZM73 251V252H72ZM90 253H89V252ZM100 251V252H99ZM136 251V252H135ZM177 250H175V251H170L169 253L167 252V255H166V253L164 254V255H162V256H164V258L166 259V261L164 260V258L162 257V256H160V258L158 259L157 258V261H155V260H153V262L156 264H163V262H164V264L167 262V264H172V263H170L171 261H170V258L172 257L173 258V261L172 262H174V264H178L179 263V260H180V258H178L180 255H178L179 253H178V251L176 252ZM187 251L188 250H186V252L184 253V254H186L187 253ZM17 252V253H16ZM24 252V253H23ZM70 252H72V254L70 253ZM87 252L89 253V254H87ZM188 252H190V248H189V251ZM252 252V253H251ZM14 253H16V254H14ZM76 253H77V258H75V255H76ZM82 253V254H81ZM86 253V254H85ZM103 253V254H102ZM176 253V254H175ZM211 253V254H210ZM107 254H108V256H107ZM111 254V255H110ZM188 254V253H187ZM210 254V255H209ZM251 254V255H250ZM13 255V256H12ZM24 256L25 258L24 259H22V256ZM29 255V256H28ZM73 255H74V257H73ZM84 255V256H83ZM92 255V256H91ZM116 258H114L113 256ZM230 255V256H229ZM234 255V256H233ZM262 255V256H261ZM19 258H18V257ZM79 256H81V257H79ZM93 256H95L94 257V259H93ZM100 256V257H99ZM174 256H176L175 258H174ZM185 256H188V255H185ZM184 256V259H186V257ZM5 257V258H4ZM7 257H9V259L7 258ZM109 257V258H108ZM113 257V258H112ZM120 259H119V258ZM170 257V258H169ZM206 257L208 258V259H206ZM234 257V258H233ZM41 258V259H42ZM58 258H60L59 256H58ZM67 258V257H66ZM73 258H75V259H73ZM163 258V259H162ZM168 258V259H167ZM178 258V260H177V262H176V259ZM259 258H260V260H259ZM263 260H262V259ZM3 259H5V260H3ZM8 259V260H7ZM87 261H86V260ZM124 261H123V260ZM144 259V258H143ZM160 259H161V261H160ZM175 259V260H174ZM183 258L181 259V261H182V263H184V261L186 262V260H184ZM194 259V260H193ZM23 260V261H22ZM80 260H82V261H80ZM105 260H107V261H105ZM116 260V261H115ZM117 260H118V262H117ZM121 260V261H120ZM133 260V261H134ZM164 260V261H163ZM208 260V261H207ZM44 261V260H43ZM94 261V262H93ZM100 261H102L101 263H100ZM111 261H113V262H111ZM129 261H130V263H129ZM135 261V262H136ZM144 261H145V259H144ZM151 262H152V260H150ZM150 261H149V263L148 264H152V263H150ZM159 261V262H158ZM205 261V262H204ZM260 261V262H259ZM19 262V263H18ZM79 262V263H78ZM84 262V263H83ZM93 262V263H92ZM106 262V263H105ZM161 262V263H160ZM176 262V263H175ZM222 262V263H221ZM39 263V262H38ZM110 263H108V264H110ZM138 263V262H137ZM137 263H134V264H137ZM186 263V264H187ZM39 264H41V262L39 263ZM179 264H181V262L179 263ZM185 264V263H184Z\"/></svg>",
  "mask_w": 264,
  "mask_h": 264
},
{
  "label": "trees",
  "instance_id": "16d2710c",
  "mask_svg": "<svg viewBox=\"0 0 264 264\" xmlns=\"http://www.w3.org/2000/svg\"><path fill=\"white\" fill-rule=\"evenodd\" d=\"M166 112L169 113V114H173V112H172V111H169V110H167ZM183 117H184V116H183Z\"/></svg>",
  "mask_w": 264,
  "mask_h": 264
}]
</instances>
